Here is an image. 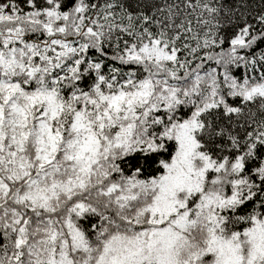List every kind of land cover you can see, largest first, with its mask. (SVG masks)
<instances>
[{"label": "snow or ice", "instance_id": "6c2138e0", "mask_svg": "<svg viewBox=\"0 0 264 264\" xmlns=\"http://www.w3.org/2000/svg\"><path fill=\"white\" fill-rule=\"evenodd\" d=\"M0 264H264V0H0Z\"/></svg>", "mask_w": 264, "mask_h": 264}]
</instances>
